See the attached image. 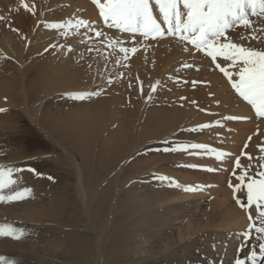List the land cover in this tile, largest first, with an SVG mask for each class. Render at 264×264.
<instances>
[{
  "label": "rangeland",
  "instance_id": "374dc122",
  "mask_svg": "<svg viewBox=\"0 0 264 264\" xmlns=\"http://www.w3.org/2000/svg\"><path fill=\"white\" fill-rule=\"evenodd\" d=\"M30 1L38 3L41 0H23V3L29 4ZM64 2L66 0L55 1V5H57L55 7L59 10L58 14L49 20L50 23L69 20L75 23L79 20L77 13L68 11ZM40 5L44 6L45 4L43 2ZM25 11L22 0H0V16L5 17V20L0 21V33L6 29L3 25L5 21L13 23ZM43 15L42 12L40 16ZM43 21L41 18L38 22L42 24ZM45 26L38 28L39 31H37H47L51 36L58 33L60 41H52L45 45L36 61L31 62L29 58L25 60V65H29L31 62L29 65L31 71L38 67V64L46 68L49 66V58L58 54L53 53L54 50L51 48V45H55V43L60 44V55L58 54L60 59L57 56L58 60H56L59 67L70 65L69 62L76 54L82 53L83 55L84 53V58L87 53L94 52L96 48L97 50L103 49V61L97 64L95 74L88 81L87 87L83 85L85 82L81 79L78 83L75 81V87L73 86L72 89H57L52 93L41 94V96L43 95L40 99L42 103L37 113L34 111L35 109L31 108L33 99V101L26 100L22 96L13 100L10 94L0 92V108L6 109V111L0 112V165L22 169L19 173L25 177L23 184L17 189L13 186L11 189H5L3 194L7 196L11 191L31 189V192L25 193L23 200L0 202V226L11 225L18 232H23V236L19 240L10 236H0V256L14 261L16 264H81V258L66 255L67 249L64 247V243L71 242L70 249L73 252L79 250L85 252H83L84 261L87 263L84 264H235L237 258L245 259V264H250L246 257L253 248L259 252L257 234L253 231L250 234L251 238L245 241L243 232L248 229L249 212L255 217L256 209L254 205L247 208L236 203V198L239 197L246 204V191L234 194L233 189L229 187L230 182L233 186L238 183L232 175L234 166L230 169V165H234L235 160L239 158L243 166H249L252 163L249 157L254 159V156H257L254 165H264V159H262L264 152L259 153L258 151L260 147H264V134H262L264 126H261L260 118L253 119L250 111L247 116V119H251L250 121L240 122L238 119H224L226 116H235L226 114L227 111L222 109L221 98L226 93L216 91V85L212 83L210 77L206 76L208 74L201 76L203 68L193 59L194 53L190 55L189 52L187 53L181 48H177L176 53L174 50L171 51V39H173L171 37L166 36L160 40L145 42L146 40H134L126 34H122V37L108 35L114 39L119 38L122 46L129 48L138 46V52L130 53L129 58L125 60L123 54L119 52V46L113 49L106 46V40L101 43L103 38L100 40L89 39L90 34L85 29H80L79 32L71 29L70 31L75 34L64 37L61 35L63 30L58 31ZM257 26L264 27V25ZM105 27L107 28V26ZM249 34L248 30L240 26L230 30V38L233 42L248 44L264 51V33H257L261 36L259 41L239 39L240 36ZM35 35L33 34L31 40L22 39V42H25V47L30 44L29 47L34 46L37 41ZM160 42L168 44L163 45ZM69 45L73 49L71 52L68 51ZM88 47H92L94 51H88ZM165 48L167 50H164ZM2 55L3 52L0 48V59ZM118 60L119 63H117ZM182 63H189L194 67L185 69L182 67ZM210 65L213 72L224 78V75L215 68L213 63ZM76 67L81 68L83 65L79 62ZM197 67L199 71L196 70ZM14 71L15 67L12 69L11 66L4 65L3 61H0V82L10 81L14 76ZM17 73L20 74V71ZM19 77L18 75L14 76L17 79ZM109 78L113 81L111 85L107 83ZM163 79L170 85L178 86L182 92L184 90V94H192L196 102L194 108H197L196 110L202 114H207L210 119L208 124L219 121L223 127L213 126L199 130V124H207V121L198 125L180 126L177 128L179 131L172 132V135L170 134L163 140L145 143L138 150L139 152L143 151V155L134 151L118 164L109 166L110 168L105 162L107 160V153H105V160L101 161L102 164L99 163L97 170H100L98 172L94 169L93 161L84 171L81 167V156L78 155L75 166L76 169L78 167L79 169L70 174L71 169L68 166H70L69 159L71 157L64 151L67 144L64 140L58 144V139L56 137H54L56 140L53 139L47 133V127L45 124L42 125L44 122L41 126L47 130H42L43 128L37 125L35 118L33 119V115L38 114L37 119L46 122L53 116H68L72 111L76 112L79 106H83L82 109L93 107L108 95L109 90L115 84L119 83L132 85L137 82L138 92L142 94V87L143 94H146V97L144 95L142 97L147 99V95L151 92L149 86L151 81ZM184 81H188V83H184ZM192 81L197 83L193 85ZM217 89L222 88L217 86ZM77 91L98 92L99 94L84 101L70 99L68 93ZM215 91L216 93H214ZM153 94L155 92L152 93V96ZM219 94L222 96L219 97ZM200 95H202L201 99ZM124 98L125 102L130 101L128 95H125ZM143 99L140 101L142 102ZM131 113L129 115L132 119H140V114ZM250 123L252 127H248ZM193 128H197V131H190ZM108 132L104 133L108 134ZM244 136L246 144L241 146L239 144ZM233 138H237V144L232 142ZM193 143L207 144L210 148L230 153V155L225 157L227 161L221 163L222 166H214L212 163L214 161V164H219L216 162L215 156L200 150L164 151L166 148L172 149L177 145ZM246 146L251 147L250 153H247L249 156H239L243 153L246 154L248 149ZM237 148L244 152H239L236 155L235 149ZM193 151L199 152V154L195 155ZM16 152H19V155ZM131 159L132 163H130ZM144 160L150 162L151 166L147 164L145 167H141L142 170L140 168L141 171H138L139 168L136 170L135 162ZM185 164H196L203 167H188L187 169ZM130 166L135 171L130 169ZM30 168L35 169L40 175L29 171ZM204 168H213L216 171H206ZM103 170L104 172H102ZM86 171L90 175L93 173L92 176L97 175V180L93 183L95 186L93 184L90 185L91 187L86 186L83 184L82 178L81 184H79L78 174L80 173L79 176L84 173L88 175L89 173ZM252 171L255 172L256 168H253ZM236 172L237 175L241 174L240 169H236ZM15 173L13 178L17 179ZM187 174H190L191 180L186 179L185 175ZM65 175L68 180L64 178ZM69 176L72 177L69 179ZM161 176L169 177L175 183L161 180L159 178ZM189 186H199L201 190L184 191ZM58 198L62 199L63 203L57 201ZM70 201H73V206L65 208L64 203ZM22 203H28L29 208H24V210L18 208V205ZM33 212L34 216L36 212H39L40 217L37 215L35 218H29L22 215ZM103 247H108L110 251L104 252Z\"/></svg>",
  "mask_w": 264,
  "mask_h": 264
},
{
  "label": "bare ground",
  "instance_id": "6f19581e",
  "mask_svg": "<svg viewBox=\"0 0 264 264\" xmlns=\"http://www.w3.org/2000/svg\"><path fill=\"white\" fill-rule=\"evenodd\" d=\"M55 1H57V0H41L40 2L37 1L38 3L30 1L28 5L30 7L32 5H34L35 11L34 12L25 11L21 16L16 18L15 21L13 20L14 21L13 23H12V21L11 22L5 21L3 23V25L6 29L4 32L0 33V48L2 49V52H3V55H2V58L0 59V61H3L4 65L8 64V66H11L12 69H14V67H15L14 76L15 75L20 76L18 79L14 78V76H13L10 79V81L9 80L8 81H1L0 82V92H2V93L5 92V93L10 94L12 96L13 100H16L22 96H24L26 100L27 99H30V100L33 99L34 102H31V106H32L31 108L35 109L34 111L36 113L39 110V107L41 106V103H42L40 101V99L43 95L41 96V94H44L46 92L52 93V92H55L57 89H72L73 86L75 85L74 84L75 81H77V83H78V81L81 79H83L82 81L85 82L83 85H85L87 87L88 81L95 74L94 71H95L96 66H98L97 64H100L103 61V57H102L103 56V53H102L103 49L97 50V48H96L95 51L93 50L94 52H91L89 54L87 53L84 58H83L84 53H83V55H82V53L76 54L72 58V60L69 62L70 65H68V64L67 65H61L59 67V66H57L56 60H58V58L60 59V56H59L60 55L59 54L60 44L55 43L56 47H55V49H53L54 50L53 53H55V54L58 53L59 55L58 54L55 56L52 55L49 58V66H47V68L42 67L40 64H38V67L34 68L31 71V69H30L31 66H29V65L31 64L32 61H36L38 59V57H39L41 51H43V48L45 47V45L50 44L52 41L53 42H58L57 40L60 41L59 36H58L60 34H58V33H54L53 36H51L48 34L47 31L38 32L39 31L38 28H40V27L43 28L44 25L50 24L49 20L58 14L59 8L55 7V6H57V5H55ZM43 2L45 5L44 6L40 5V3H43ZM64 5L67 6L68 11H70V12L73 11V13L76 12L79 20L83 19V20L89 21L90 23H92L94 28L107 33V35H117V36L122 37V34H125V33H120V32L117 33L118 31L114 32L113 29H109V28L107 29L105 27L106 25L104 24V22L99 17V10L92 3V0H66V2H64ZM42 12L44 13V15L40 16V14ZM154 14L159 19V12L157 9H155V7H154ZM41 18H43V20H44L42 22V24L40 22H38L39 19H41ZM35 28H36V30H35ZM33 34H36L35 36H37L36 43H34L33 47H29V46H31V44L28 45L27 47H25V42H22V39L25 38V39L31 40V38L33 37ZM126 35L128 36L129 34H126ZM126 35H124V36H126ZM102 38L103 37L97 38V39L100 40ZM130 38H132V37H130ZM171 38H173V37H171ZM135 39H137L138 41L139 40L145 41V40H142V38H139V36L136 37ZM145 42H147V40ZM164 42H160V44L163 43V45H164L167 43V42L166 43H164ZM171 44H172L171 45V51L172 52L174 50L176 53V50L178 51L177 48L183 49V45L181 44V42L176 40L175 38L171 39ZM244 46L253 48L252 46H250L248 44H245ZM166 48L164 50L168 49V48L167 49ZM254 49H256V48H254ZM193 53H194L193 59H195V61L198 63V65L201 68H203V70H202L203 72H202L201 76H203V75L205 76V74H208L206 76L210 77L211 78L210 80H212V83L214 85H216V91L219 93H220V91L221 92L224 91L226 93V95L223 98H221L222 99V102H221L222 109H225L227 111L226 114L228 113V115H235L238 117H247V116H249V114H250L249 112L251 111V116L253 119H255L256 118L255 110L252 109L251 106L246 101H244L242 98H240L235 93V90L232 89L227 78L226 77L223 78L222 76H220L217 73L212 71V69H211L212 67L210 65L212 63H209L211 61L210 60L211 58L208 59L209 57H206V56H204V54L199 53V52L193 51ZM57 56H59V57L57 58ZM28 58L30 59L31 62L29 65H25L24 62ZM4 60H7V61H4ZM65 61H67V60H65ZM217 61L219 63H221V66H226V63L224 61H222L221 59L217 60ZM79 62L82 63L83 67H81V68L76 67L77 63H79ZM67 63H68V61H67ZM64 64H66V63H64ZM71 65L73 67H69ZM18 67H20V68H18ZM18 71H20V74L17 73ZM30 71H31V74H29ZM28 75H30V76L28 77ZM94 82H95V79H94ZM157 82H159V83L157 84V91L152 96L153 100L152 99L151 100L143 99L144 97H142V95L145 96L146 94H140L138 92L137 82H135L132 85H130V84L129 85H123V84L119 83V84H115V86L109 90L108 95L105 98H103L102 100H99L95 105H93V107H87V108L84 107V109H82L83 106L82 107L79 106L78 107L79 109L77 108L78 110H76V112L72 111L70 113V115H68V116H65V117L53 116L51 119H49L46 122L37 119L38 114H36L35 116L33 115V119L35 118V121L39 127L44 122L42 125L45 124V127H47L48 132L47 131L46 132L49 133L53 137V139H55L54 137H56L58 139V144H61L60 142H62L63 140L67 144L66 149L64 146L63 147H64V151L66 152V154H68V156L71 157V159H69L70 160L69 161L70 166H68L71 169L70 174H73V172L75 173V170L79 169V167H78V169H76L77 167L75 166V163H77V160H78V159H76L78 157V155L81 156V158H80L81 159V167L84 169V171L88 168V166L92 163V161L94 162V166H95L94 169L96 171L98 169L99 163H101V161L103 159L105 160V156H104L105 153H107V155H106L107 160H105V162H106L108 167L109 166L111 167V166L118 164V162L122 161L124 158L126 159V157L129 154L131 155V153H134V151L138 152L139 155H141V154L143 155V151L139 152L138 150L141 149L145 145V143H151V142H156L158 140H163V139L167 138L168 136H170V134L172 132H174V131L176 132L177 128H179L180 126H183V125L187 126L188 124L198 125L199 123L206 122V121H207V124L210 123V119L207 117V114H202L201 112H198L196 110L197 108L196 109L194 108L195 104L192 103V101H194L195 98H193L194 96H192V94H189V95L184 94L183 93L184 90L182 92V90L178 86L173 85V84L170 85L168 82H165V79L160 80V81L153 80V81H151L149 86H151L152 84H155ZM21 83H22V85L24 84V86H22ZM171 86H174V87H171ZM217 86H221L222 89L218 90ZM210 88H212V87H210ZM19 91H20V93H18ZM216 91L214 93H216ZM221 94H219V97L222 96ZM125 95H128L130 97L129 102L124 101ZM151 95H152V93H151ZM155 96H156V98H155ZM201 96L202 95H200V99H201ZM181 97H186L187 99L181 100L180 99ZM203 97L205 98V96H203ZM140 99H143L142 102L140 101ZM199 102H201V101H199ZM131 112H135V113L137 112V115L140 114L139 115L140 119L139 118L138 119H132L131 116L129 115ZM139 120H140V122H139ZM238 120L241 122L243 120L247 121L249 119H238ZM259 120H261V122H262L261 126H264V118H260ZM199 125H201V124H199ZM45 127L41 126V128H43L42 130H47V129H45ZM248 127H252L251 123L248 125ZM106 131H109L108 134L104 133ZM177 131H179V130H177ZM25 132H26V129H25ZM262 134H264V132ZM208 135H209V133H208ZM245 136L239 145L242 146V145L246 144ZM236 139L232 140V142L236 143ZM246 147L248 148L246 151V154L243 153L239 156H247V157L249 156V154L247 155V153H250L251 147L250 148L248 146H246ZM260 149H261V147L258 150L259 153L262 152ZM235 151L237 152L236 155H238L239 152H242V151L244 152V150H240V148L235 149ZM9 154H10V152H9ZM16 154L19 155V152H16ZM19 157H21V156H19ZM192 157H193V155H192ZM233 158H232V161H233ZM256 158H257V156H254V159L252 157V159H251L252 165L255 164ZM19 159H21V158H19ZM142 159H144V158H142ZM226 161L227 160L222 161V162L216 161L219 164H216V163L214 164L215 161L212 163L214 166L215 165L219 166V165H221V163H225ZM132 162H133V160L130 161V163H132ZM240 162H241V160H240ZM147 164H150V162L148 163L147 160H144L141 162L136 161L134 164V167L136 170H137V168H139L138 169V171H139L141 167L143 168ZM207 165H209V164H207ZM213 165H211V166H213ZM150 166H151V164H150ZM150 166H148V167H150ZM233 166H235V164L230 165V169H232ZM245 167H247V166L245 165ZM142 168H141V170H142ZM55 169H56V167H55ZM130 169H133V168L130 166ZM135 169H133V170L135 171ZM187 169H188V167H187ZM88 170H90V169H88ZM99 170H97V172ZM221 170H223V169L221 168ZM68 171H70V170H68ZM19 172H17L18 175H17V173H15V175H16L15 177H17V181H18V183L14 186V187H16L15 189H17L18 186L22 185L23 181L25 180V177ZM86 172H88V171H86ZM102 172H104V170ZM70 174H68V175H70ZM79 174H78L79 184H81V178L83 179V184H85L86 186H90L91 184H93L97 180V175L92 176L93 173H92V175H90V173L88 175L86 173H84L81 176H79ZM66 175L64 178H66ZM103 175H104V173H103ZM189 175L190 174H187V175H185V177H186V179L191 180V176H189ZM71 177L72 176H69L68 178L70 179ZM100 179H102V178H100ZM60 180H61V178H60ZM187 182H189V181H187ZM79 186H81V185H79ZM57 201H60L63 203L62 199L58 198ZM27 204L28 203H26V204L22 203L21 205H18V208H23V210H24V208H27L29 206ZM64 206H65V208L66 207H72L73 201H70L69 203H64ZM22 215H23V217L25 216V217H29V218L30 217L35 218L37 215H38V217H40L39 212H36L35 216H34V212L32 214L27 213V215L26 214L24 215V213H23ZM8 220H9V218H8ZM70 243L71 242H66V243H64L65 246L63 245L67 249L66 255H68L69 257H75V258L79 257V259L81 258L80 259L81 264L87 263L84 261V258H85L84 253L85 252L80 251V250L78 252H73L70 249ZM103 251L109 252L110 249H108V247L107 248L103 247Z\"/></svg>",
  "mask_w": 264,
  "mask_h": 264
},
{
  "label": "snow or ice",
  "instance_id": "6c2138e0",
  "mask_svg": "<svg viewBox=\"0 0 264 264\" xmlns=\"http://www.w3.org/2000/svg\"><path fill=\"white\" fill-rule=\"evenodd\" d=\"M92 3L99 10V17L103 20L107 28L117 29L120 33L129 34L133 39L137 36L142 40H160L173 37L180 41L183 45V51L193 54L192 50L204 54L211 58V62L215 65L224 77L227 78L235 93L246 101L258 118H264V51L246 47L241 43H235L230 38V30L237 26L248 30V36H240L241 40H261V36L257 33H264V0H92ZM22 5L26 11L34 12V5L31 7L27 3ZM154 7L159 12V19L154 14ZM255 18V19H252ZM5 17L0 16V21ZM55 30H63L61 35L68 37L75 33L70 31L75 29H85L90 35L89 39L101 38V43L107 41V47L113 49L119 46V52L123 54V59L127 60L129 54L138 52V46L131 48L122 46V42L107 35V33L93 27L89 21L80 19L75 23L71 20L62 22H53L46 25ZM191 46V48H189ZM56 45H51L55 49ZM47 51V49H45ZM68 51H73L71 45ZM88 51H93L92 47H88ZM218 58L226 63L221 66L217 62ZM120 61L118 60L117 63ZM182 67L193 68L194 65L182 63ZM199 71V68H196ZM107 83L111 85L112 79L109 78ZM152 84L151 92L147 99L151 100L152 95L157 91V84ZM188 83V81H184ZM197 82L192 81L195 85ZM143 94V88L141 87ZM98 92L77 91L68 93L70 99L75 101H84L90 99ZM181 100L187 99L181 97ZM192 103H196L192 101ZM6 109L0 108V112ZM227 120L247 119V117L227 116ZM219 126L223 127L219 121L213 124H201L199 130L205 128ZM197 131V128L190 129ZM251 139V137H249ZM189 149L200 150L204 153L213 154L217 161L222 162L230 153L210 148L207 144L193 143L190 145H177L172 149H164V151H184ZM264 152V147L260 149ZM199 154V152H193ZM252 158L249 157V160ZM264 159V157H262ZM191 168L203 167L196 164L185 165ZM256 168L253 172L252 169ZM236 169L241 170V174L237 175ZM264 165H252L245 167L241 164L240 159L235 160V166L232 175L238 181L236 185L229 183V187L233 189L234 194L240 191H246V204L239 197L236 203L241 207L251 208L253 205L256 209L255 217L251 212L248 214V229L243 232L245 241L251 238L250 234L254 231L257 236L259 252L253 248L246 257L250 264H258L264 261ZM36 175H40L35 169H28ZM206 171H216L213 168H204ZM22 171L11 166L5 167L0 165V202H14L25 199V193L31 192V189L11 191L5 196L4 190L11 189L18 181L13 178L15 172ZM161 180L175 183L169 177L161 176ZM49 179H51L49 177ZM179 186L178 184L176 185ZM199 186H189L184 189L186 192L199 191ZM258 222V223H257ZM0 236H10L19 240L23 236V232H18L11 225L0 226ZM0 264H16V262L8 260L4 256H0ZM235 264H245V259L237 258Z\"/></svg>",
  "mask_w": 264,
  "mask_h": 264
},
{
  "label": "water",
  "instance_id": "95a60500",
  "mask_svg": "<svg viewBox=\"0 0 264 264\" xmlns=\"http://www.w3.org/2000/svg\"><path fill=\"white\" fill-rule=\"evenodd\" d=\"M259 264H264V261H260Z\"/></svg>",
  "mask_w": 264,
  "mask_h": 264
}]
</instances>
